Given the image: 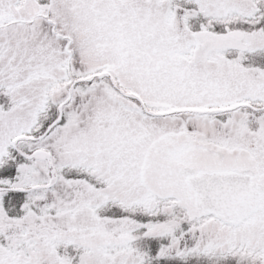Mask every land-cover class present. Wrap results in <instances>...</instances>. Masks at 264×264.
Masks as SVG:
<instances>
[{"label": "snow or ice", "instance_id": "obj_1", "mask_svg": "<svg viewBox=\"0 0 264 264\" xmlns=\"http://www.w3.org/2000/svg\"><path fill=\"white\" fill-rule=\"evenodd\" d=\"M0 264H264V0H0Z\"/></svg>", "mask_w": 264, "mask_h": 264}]
</instances>
